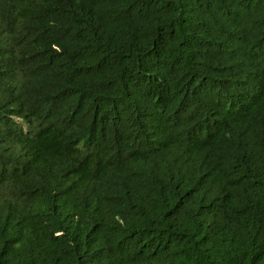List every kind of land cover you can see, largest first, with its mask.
<instances>
[{"label": "trees", "instance_id": "trees-1", "mask_svg": "<svg viewBox=\"0 0 264 264\" xmlns=\"http://www.w3.org/2000/svg\"><path fill=\"white\" fill-rule=\"evenodd\" d=\"M0 264H264V0H0Z\"/></svg>", "mask_w": 264, "mask_h": 264}]
</instances>
